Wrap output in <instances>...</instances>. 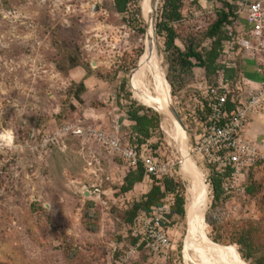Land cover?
Masks as SVG:
<instances>
[{
	"label": "rangeland",
	"instance_id": "1",
	"mask_svg": "<svg viewBox=\"0 0 264 264\" xmlns=\"http://www.w3.org/2000/svg\"><path fill=\"white\" fill-rule=\"evenodd\" d=\"M223 2L238 11L245 9L246 0L185 2L184 20L175 26L181 50L190 45L200 52L210 48L207 32ZM138 3L119 14L114 0H0V264L264 261V164L249 174L244 171L242 187H252L253 194L239 192L215 204L210 173L195 149L203 130L196 117L197 84L206 73L195 68L192 77L179 76L165 35L158 34L164 0ZM150 36L159 50L161 75L138 85L136 73ZM169 78L178 84L175 89ZM148 99L162 104L170 100V111L174 106L185 124L193 160L173 114L144 103ZM131 101L161 116L150 152L170 165L186 200L185 218L171 220L167 256L148 250L132 254L135 247L124 222V213L151 189L149 178L133 192L121 194L129 164L84 135L65 133L42 149L45 133H57L67 125L109 130L119 124L128 142L131 124L126 106ZM254 136L264 147V125ZM184 165L192 168L189 175L207 199L198 226L191 222L198 199L182 175ZM246 237L253 246L248 261L242 258L241 247L233 244Z\"/></svg>",
	"mask_w": 264,
	"mask_h": 264
},
{
	"label": "built area",
	"instance_id": "2",
	"mask_svg": "<svg viewBox=\"0 0 264 264\" xmlns=\"http://www.w3.org/2000/svg\"><path fill=\"white\" fill-rule=\"evenodd\" d=\"M245 9L238 15H245L234 26L226 30L223 54L218 62L220 71L214 84L202 78L197 90L208 103V124L202 125V134L196 138L195 149L202 154L210 176L213 169L223 174L227 169L231 173L224 184L225 192L234 198L242 187L244 171H249L259 164H264V150L245 137L246 126L251 117L264 110V81L257 87L250 85L241 73L236 75L238 62L244 54L256 59L264 74V0H246ZM239 75V76H238ZM204 109V105L202 106ZM72 132L77 136H87L97 142L110 154L122 157L130 167L142 164L146 178L171 176L169 164H163L150 152L149 146L142 149L122 142L119 124L111 129L82 126H64L57 133H45L42 149L55 144L60 136ZM172 200V198H170ZM169 205L156 210L152 215H141L136 220L134 234L142 236L146 248L155 256H167L172 242L167 217ZM136 248L131 252H136Z\"/></svg>",
	"mask_w": 264,
	"mask_h": 264
},
{
	"label": "trees",
	"instance_id": "3",
	"mask_svg": "<svg viewBox=\"0 0 264 264\" xmlns=\"http://www.w3.org/2000/svg\"><path fill=\"white\" fill-rule=\"evenodd\" d=\"M188 0H164L162 22L158 26V34L165 35L166 38V50L168 53L177 60V73L181 78H190L193 76L195 68H201L205 71V78L209 81L216 82L218 79L220 66L218 64L224 50V41H226V30L229 26H234L236 20L240 19L236 6L230 2H223L222 9L217 11V19L210 26L207 37L212 41L210 48L202 52L198 51L193 45L188 46L185 50H181L177 46V40L179 38L175 26L180 24L184 20L183 9L185 2ZM135 3L138 6V0H114V7L119 14H126L129 6ZM140 8H137L138 14H140ZM141 33H145V30L140 29ZM239 68L236 71V75L241 73ZM239 76V75H238ZM169 82L172 88L175 89L178 84L169 78ZM84 87V85H83ZM183 87V85H181ZM85 88V87H84ZM122 90L125 89V84H122ZM130 99V95L127 96ZM198 105L197 120L202 125L208 124L209 108L207 101L200 96V99H196ZM204 105V109L202 106ZM126 115L130 126L129 141H124V133L122 131L121 137L124 145H130L137 149H142L144 146H149V142L156 136L157 131L160 129L161 116L159 113L152 109H147L137 104V102H130V105L126 106ZM156 149V148H155ZM253 169L247 171L249 174ZM231 173V169H227L223 174H218L215 169L210 176V184L214 192L215 204L222 203L229 199V195L224 190V184ZM146 170L142 164H138L135 168L130 167L127 176L124 179V183L120 187V192L123 195L129 194L135 190L138 186L145 182ZM152 187L148 193L144 194L139 200L133 203L124 213V222L131 233V245L138 251L148 250L146 243L143 241L142 236H136L134 234V227L136 220L139 216L152 215L156 210L169 205V211L167 217L169 219V228L171 220L174 218H185L186 200L181 192L180 186L175 182L172 176H164L160 179L156 177L150 178ZM246 182H244L245 184ZM245 187V194H253L252 187ZM172 198V200H170ZM249 237L241 238L234 242L241 247L239 250L242 254V258L248 261L251 258L253 246ZM216 243L218 241L215 240ZM149 251V250H148ZM245 251V253L243 252ZM247 251V253H246ZM150 252V251H149ZM153 254V253H152ZM264 264V261L259 263Z\"/></svg>",
	"mask_w": 264,
	"mask_h": 264
},
{
	"label": "bare ground",
	"instance_id": "4",
	"mask_svg": "<svg viewBox=\"0 0 264 264\" xmlns=\"http://www.w3.org/2000/svg\"><path fill=\"white\" fill-rule=\"evenodd\" d=\"M154 5H155V3H154ZM148 22L152 25L153 21L151 20V18H149ZM161 65H162V62H161V59H160V54H159V50H158L156 41L154 40V38L152 36H150L148 41H147V51L145 52V54L143 55V57L141 59L138 72L137 73L135 72L136 73V82L138 83V85H145L147 83L148 79L151 76L160 77V75H161ZM144 103H149V105L150 104L155 105L165 115H169V116L172 115V113H171V111L169 109V104H170V100L169 99H168V103L167 104L159 103V102L155 101L154 99H148ZM182 133H183L182 140L183 141L185 140V144L184 145H185L186 153H187V155L189 157V160H193L192 156H191V153H190V149H189V138H188L187 132L183 128H182ZM189 160H187V161H189ZM190 173H192V168L189 165L182 166V175H183V177L189 183H191L194 186L195 191H196V197L198 199V208H197L196 215H195L193 221H191V222L194 223V226H198L203 221L204 211H205L206 206H207V199H206V195L204 194L202 189L194 181L195 178L193 179L192 175H189ZM193 175H194V173H193ZM192 235L193 234H191L189 236V238H188L189 240L192 239Z\"/></svg>",
	"mask_w": 264,
	"mask_h": 264
},
{
	"label": "crops",
	"instance_id": "5",
	"mask_svg": "<svg viewBox=\"0 0 264 264\" xmlns=\"http://www.w3.org/2000/svg\"><path fill=\"white\" fill-rule=\"evenodd\" d=\"M242 22H245L244 14H242L241 16V23ZM238 66L239 69L242 70L240 71L241 75L250 85L257 87L264 81V74L262 72L261 67L257 63L256 59L253 58L250 54H244L240 58L238 62ZM263 118H264V110L254 114L249 120V123L246 126V130H245V137L259 148H264L261 146L263 143H260L261 145H259V143L255 141L258 138H254L255 137L254 134L260 133V127H263L264 125V120H262Z\"/></svg>",
	"mask_w": 264,
	"mask_h": 264
},
{
	"label": "water",
	"instance_id": "6",
	"mask_svg": "<svg viewBox=\"0 0 264 264\" xmlns=\"http://www.w3.org/2000/svg\"><path fill=\"white\" fill-rule=\"evenodd\" d=\"M94 11H97L96 8H95ZM171 112H172L174 118L176 119V121L181 125V127H182L184 130H186L185 124H184L182 118L180 117V115L178 114V112H177V110L175 109L174 106H172V108H171Z\"/></svg>",
	"mask_w": 264,
	"mask_h": 264
}]
</instances>
